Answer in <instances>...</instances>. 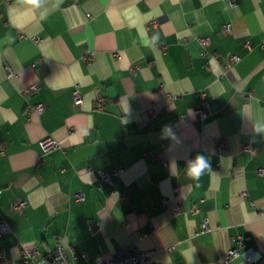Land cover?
Instances as JSON below:
<instances>
[{
    "label": "crops",
    "instance_id": "1",
    "mask_svg": "<svg viewBox=\"0 0 264 264\" xmlns=\"http://www.w3.org/2000/svg\"><path fill=\"white\" fill-rule=\"evenodd\" d=\"M235 2L0 0V264L57 237L73 264L123 248L148 252L140 264H264V0ZM46 137L59 147L40 157ZM234 247L257 260L226 261Z\"/></svg>",
    "mask_w": 264,
    "mask_h": 264
},
{
    "label": "built area",
    "instance_id": "2",
    "mask_svg": "<svg viewBox=\"0 0 264 264\" xmlns=\"http://www.w3.org/2000/svg\"><path fill=\"white\" fill-rule=\"evenodd\" d=\"M230 4L231 6H235L236 2L235 0H230ZM155 22H151V24H154ZM230 30V25L226 24L224 26V32H228ZM199 43L203 46L206 45L208 43V39L207 38H199L198 39ZM238 60L237 56H232V61L236 62ZM200 97H203V94L200 93ZM72 98H73V104L74 106H80L82 103V98H81V94L79 92V85L75 84L74 85V90L72 93ZM96 107L98 109H102L103 108V103L101 101H98L96 103ZM44 108H43V104L38 103L35 106V111L38 114H41L43 112ZM195 113H197L200 118H205L206 116V112L201 110V109H197L194 111ZM39 145H40V149H41V156L48 154L49 152L53 151L54 149H57L59 147V142L55 139L46 137V138H42L39 141ZM221 149V147H220ZM244 149L246 151H248L250 154L255 155L256 154V149L247 145L244 146ZM2 151V149H1ZM114 173L119 174L122 172V169L120 166L116 167L114 170ZM98 178L100 179L101 182L103 183H107V184H112L113 183V178L112 175L109 172L103 171L101 169H97L95 170ZM258 174H264V168H260L257 171ZM1 192V191H0ZM76 199L78 200H83L84 195L82 193H77L75 195ZM27 200H18L16 202H14L11 205V208L13 211L19 212L21 211V209L26 205ZM172 208L174 210V212L179 211L180 206L177 204H173ZM202 228H206V222L203 221L202 223ZM8 230V226L6 224V222L4 220L0 221V233L1 232H6ZM238 244L242 245V238L238 237ZM67 244L64 241L63 237H57L55 239V243H54V248L53 250L48 253L45 254L43 256H39V258L32 260L29 256L28 253H25L24 256L22 257V262L23 264H73L72 262V258L71 256L68 254V248H67ZM149 253L146 251H142V250H133L131 248H123V249H119L115 252L114 256L109 259V260H96L95 262H86L84 264H140L141 262H143L144 260H146L148 258ZM243 255L244 258L249 261V262H254L255 260H257V256H253L250 255L246 252H241V250H239L238 248H230L227 252L226 258L225 260H230L231 258L237 257ZM82 257L84 259H87V255L86 253H82ZM0 259L2 261V263H6L5 262V257H4V252L3 250L0 251Z\"/></svg>",
    "mask_w": 264,
    "mask_h": 264
},
{
    "label": "clouds",
    "instance_id": "3",
    "mask_svg": "<svg viewBox=\"0 0 264 264\" xmlns=\"http://www.w3.org/2000/svg\"><path fill=\"white\" fill-rule=\"evenodd\" d=\"M255 130L258 133H264V122H257L255 124ZM163 131L167 138H171L173 140L176 139L170 125H166ZM210 169L209 159L203 154H197L194 159L187 162L186 167L187 173L195 179H199L205 170ZM23 246L25 249L32 248L34 247V242H28Z\"/></svg>",
    "mask_w": 264,
    "mask_h": 264
}]
</instances>
